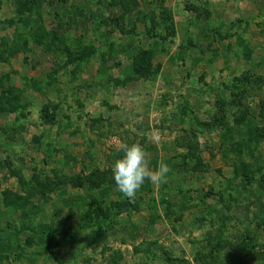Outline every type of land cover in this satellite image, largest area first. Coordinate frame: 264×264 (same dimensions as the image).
I'll use <instances>...</instances> for the list:
<instances>
[{"label": "rangeland", "instance_id": "1", "mask_svg": "<svg viewBox=\"0 0 264 264\" xmlns=\"http://www.w3.org/2000/svg\"><path fill=\"white\" fill-rule=\"evenodd\" d=\"M249 128L264 0H0V264H264ZM121 142L167 183L120 193Z\"/></svg>", "mask_w": 264, "mask_h": 264}, {"label": "clouds", "instance_id": "2", "mask_svg": "<svg viewBox=\"0 0 264 264\" xmlns=\"http://www.w3.org/2000/svg\"><path fill=\"white\" fill-rule=\"evenodd\" d=\"M146 135L149 138H155L153 132ZM116 147L124 155L121 159L116 160L112 166L113 179L117 190L125 197L134 200L146 180L157 185L167 183L168 173L171 171L170 167L161 162L157 169H152L150 167V154L141 144L128 145L121 142Z\"/></svg>", "mask_w": 264, "mask_h": 264}, {"label": "trees", "instance_id": "3", "mask_svg": "<svg viewBox=\"0 0 264 264\" xmlns=\"http://www.w3.org/2000/svg\"><path fill=\"white\" fill-rule=\"evenodd\" d=\"M141 65L142 64L140 63V60L138 58H136L134 60V65H133L135 70L140 71V69H142ZM9 93H11V95H14L12 92H9ZM257 138L258 139H264V130L260 129V128L259 129L258 128H255V129L249 128V130H248V139L249 140H254V139H257ZM32 178L34 179V181L36 182L37 185L40 184L39 186H44V183L41 182L43 180L39 179V177L33 176ZM61 182H63V179L59 180V181H55L53 184H54V186H57V184H60ZM82 182L83 181L78 180L76 183H72V184L75 185V186H78V187H82ZM45 184H46L47 190L48 189L51 190L52 185H49L47 183H45ZM23 199L25 200V198H23ZM5 202L9 203V200L6 199Z\"/></svg>", "mask_w": 264, "mask_h": 264}]
</instances>
